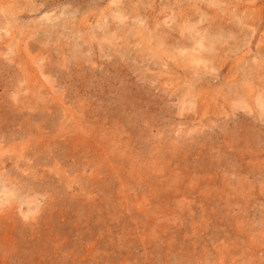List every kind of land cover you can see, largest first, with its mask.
Returning a JSON list of instances; mask_svg holds the SVG:
<instances>
[{
  "label": "rangeland",
  "instance_id": "374dc122",
  "mask_svg": "<svg viewBox=\"0 0 264 264\" xmlns=\"http://www.w3.org/2000/svg\"><path fill=\"white\" fill-rule=\"evenodd\" d=\"M0 264H264V0H0Z\"/></svg>",
  "mask_w": 264,
  "mask_h": 264
}]
</instances>
